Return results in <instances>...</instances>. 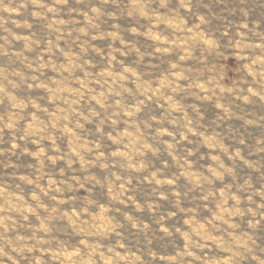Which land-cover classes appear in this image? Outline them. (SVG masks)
Masks as SVG:
<instances>
[{"label":"clouds","instance_id":"obj_1","mask_svg":"<svg viewBox=\"0 0 264 264\" xmlns=\"http://www.w3.org/2000/svg\"><path fill=\"white\" fill-rule=\"evenodd\" d=\"M0 264H264V0H0Z\"/></svg>","mask_w":264,"mask_h":264}]
</instances>
